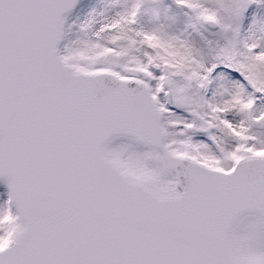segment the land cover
<instances>
[{
  "label": "snow or ice",
  "instance_id": "obj_1",
  "mask_svg": "<svg viewBox=\"0 0 264 264\" xmlns=\"http://www.w3.org/2000/svg\"><path fill=\"white\" fill-rule=\"evenodd\" d=\"M0 264H264V0H0Z\"/></svg>",
  "mask_w": 264,
  "mask_h": 264
}]
</instances>
